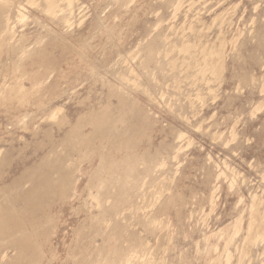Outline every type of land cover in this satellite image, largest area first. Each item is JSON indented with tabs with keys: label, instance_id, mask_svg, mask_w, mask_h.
Listing matches in <instances>:
<instances>
[{
	"label": "rangeland",
	"instance_id": "374dc122",
	"mask_svg": "<svg viewBox=\"0 0 264 264\" xmlns=\"http://www.w3.org/2000/svg\"><path fill=\"white\" fill-rule=\"evenodd\" d=\"M37 1L9 0L0 21V88L21 85L25 93L22 101L0 96V196L20 182L26 189L28 174L69 152L73 184L48 210L38 264H94L121 246L107 241L112 224L147 236L162 264L219 256L225 264L238 221L228 264H264V240L247 238L252 214L264 223V0H182L174 8L166 0H74L55 14ZM152 42L159 54L146 62ZM40 56L54 65L33 86L31 75L44 73L34 65ZM107 105L114 126L105 146L133 139L115 157L139 159L140 176L145 163L164 164L144 178L135 206L102 223L112 199L95 206L88 189L99 159L66 142L80 117ZM57 107L62 122L47 118ZM155 212L161 223L147 235L142 224ZM12 241H0V264L16 263Z\"/></svg>",
	"mask_w": 264,
	"mask_h": 264
},
{
	"label": "bare ground",
	"instance_id": "6f19581e",
	"mask_svg": "<svg viewBox=\"0 0 264 264\" xmlns=\"http://www.w3.org/2000/svg\"><path fill=\"white\" fill-rule=\"evenodd\" d=\"M73 1L45 0L46 11L51 14H55L57 8L60 11H64L66 8L69 9L72 6ZM181 1L166 0L165 3L174 8L175 4ZM8 2L9 0H0V21ZM27 3L38 5L37 0H27ZM179 7L180 5H177L176 9L178 10ZM23 18L24 15L20 14L18 20L21 21ZM156 53H158V48L155 43L152 42L147 45L145 49L146 62L152 59ZM21 54L20 59L25 55L24 51ZM34 65L36 67H44V73L42 75H31L32 85L37 86L43 83L48 77L54 64L52 61L40 56ZM24 74L25 72L23 71L22 75ZM22 89L23 87L21 85L17 87L9 86L5 91L0 88V96L2 98L17 97L19 101H22L25 97ZM60 111L61 108L59 107L53 109L47 118L55 119L56 122L64 121L63 117H58ZM110 117L111 109L108 105L86 113L78 119L77 125L71 129L66 142L69 143V148L77 152L80 157L89 156V158L98 157L99 159L98 167L89 176L88 189L89 191H95V193H89V197L95 202V206L102 207L104 202H107L110 198L112 199L110 208L103 211L100 220L102 223H108L121 210L125 209L127 205L135 206L136 204L131 200L133 197H138L140 191L147 185L148 182H145L144 178L148 176L152 167L157 165L162 166L164 164L163 162L158 163L157 161H151L147 165L145 163L144 176H140L139 172L135 170V165L140 161L139 159L131 157L128 152H125L121 159H117L113 152H117L120 149L130 150L132 148L131 145H133V139L128 138L125 143L112 144L113 147L108 148L105 146L107 140L106 133L114 126V120ZM87 125L92 126L93 129L90 135H84L81 131ZM178 137L180 138V136ZM95 139L100 141L102 151L99 146L95 145ZM66 159H69V152H66L62 156L51 157L44 164L45 168H47L46 171L40 173V171L34 170L28 174L26 181L29 182V186L26 189H21L22 183L20 182L11 187L8 193H3L0 196V241H4L7 238L14 240L12 241V245L18 251V259L15 264H38L40 260L41 240L48 236V230L45 226L51 222V216L48 210L56 200H64L68 197V192L71 190L73 184L70 166L65 164ZM55 174L57 177L54 178L53 175ZM219 177L217 175L216 180ZM116 186L117 189L115 188ZM111 189H115V192H110ZM211 198L210 202L213 205L214 196ZM252 216L248 225L249 236L247 238L250 240V243H255L257 240H264V223L262 222L263 218L261 216L257 214H252ZM159 223L161 221L158 219L157 212H155L147 218L142 226L145 228L147 235H152L155 230V225ZM124 231L126 229L122 225L112 224L110 232L107 235V241L120 242L121 246L119 248L115 245L104 256H97L93 262L94 264H162L161 261L157 262V259L154 258L155 255L154 257L151 256L150 251L152 246L147 236L130 233L125 235ZM239 231L240 221L235 224L233 233L225 241L222 252V256L225 258V264H228L232 257L228 247ZM152 250L155 249L153 248ZM219 257L212 264H217L220 260Z\"/></svg>",
	"mask_w": 264,
	"mask_h": 264
}]
</instances>
